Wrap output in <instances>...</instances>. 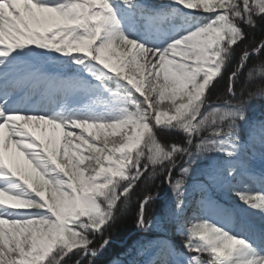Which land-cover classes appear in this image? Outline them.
Segmentation results:
<instances>
[{
    "label": "snow or ice",
    "instance_id": "1",
    "mask_svg": "<svg viewBox=\"0 0 264 264\" xmlns=\"http://www.w3.org/2000/svg\"><path fill=\"white\" fill-rule=\"evenodd\" d=\"M262 24L264 0H0V264H95L128 213L126 264H264V120L247 114L264 87L238 92L252 53L234 59ZM157 169L171 199L149 218L150 190L129 204Z\"/></svg>",
    "mask_w": 264,
    "mask_h": 264
},
{
    "label": "trees",
    "instance_id": "2",
    "mask_svg": "<svg viewBox=\"0 0 264 264\" xmlns=\"http://www.w3.org/2000/svg\"><path fill=\"white\" fill-rule=\"evenodd\" d=\"M151 2L155 3L157 2V0H151ZM180 25V19H176L173 22V27H175L177 30H179ZM262 40H264V24H262L260 27H257L255 30H249L248 39L245 40L244 43L240 44L235 51L234 59L236 62L239 61V56L245 49L252 53L247 61V66L243 69L242 75L237 81L238 92L241 87L245 88L246 93L247 91H257L261 87H264V79L256 77L249 81L247 77L249 68H252L254 65H258L264 62V51L260 52L259 54L252 51L253 47L258 46ZM227 67L228 68L225 70L224 79L220 80L219 83L214 84L213 88L209 90V103L211 104L221 103L225 98L223 93L226 92L227 88V76L230 74L231 69L235 67V64H229ZM233 103H235V101H233ZM251 103L253 107L249 109L247 113L248 117L253 121L264 120V101L256 98L253 99ZM158 135H160L162 140H164L166 143L168 141L176 142L182 140V137L179 133H168L162 130H158ZM207 163V160H200L196 165L193 166L194 178L198 175L200 168L206 166ZM149 170H151V167ZM159 171L160 170L157 169V175L152 179H148L147 177H145V179L140 182V187L137 188L136 193L133 194L129 204L130 208H134L137 204L139 194L142 191L150 190L152 194L157 195V199L149 208V218H151L154 213L159 215L167 207V203L171 199L170 189L165 183H163L164 177L159 175ZM241 181L245 182L246 177L242 178ZM191 182L192 181H189V183ZM217 199H219L222 203L228 202V198L219 193L217 194ZM136 235L137 233L134 227V221L132 220L131 213L124 215L118 214V219L116 220V222L105 233V236L110 238L109 246L96 259L95 264H126V246L134 241ZM179 239L180 238L177 237V240ZM97 242H99V239L97 240ZM145 259H147V257H145Z\"/></svg>",
    "mask_w": 264,
    "mask_h": 264
},
{
    "label": "rangeland",
    "instance_id": "3",
    "mask_svg": "<svg viewBox=\"0 0 264 264\" xmlns=\"http://www.w3.org/2000/svg\"><path fill=\"white\" fill-rule=\"evenodd\" d=\"M255 166H256V170L259 171V169H260L261 166H260V162H259L258 150H257V158H256V165ZM245 184L248 185V187L252 191L261 190L260 189V186L258 185V183L255 182V179L254 178L253 179H249L248 178V180H246V182L244 184H242V185L241 184H238L237 186L243 188V186Z\"/></svg>",
    "mask_w": 264,
    "mask_h": 264
}]
</instances>
